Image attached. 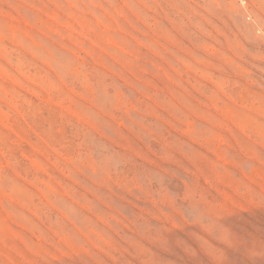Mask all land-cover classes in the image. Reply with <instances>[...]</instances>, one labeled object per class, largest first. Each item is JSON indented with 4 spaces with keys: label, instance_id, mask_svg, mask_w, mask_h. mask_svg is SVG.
Here are the masks:
<instances>
[{
    "label": "rangeland",
    "instance_id": "374dc122",
    "mask_svg": "<svg viewBox=\"0 0 264 264\" xmlns=\"http://www.w3.org/2000/svg\"><path fill=\"white\" fill-rule=\"evenodd\" d=\"M0 264H264V0H0Z\"/></svg>",
    "mask_w": 264,
    "mask_h": 264
}]
</instances>
